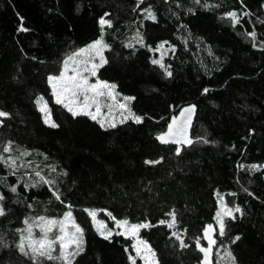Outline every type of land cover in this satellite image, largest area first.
Here are the masks:
<instances>
[{
  "label": "trees",
  "instance_id": "obj_1",
  "mask_svg": "<svg viewBox=\"0 0 264 264\" xmlns=\"http://www.w3.org/2000/svg\"><path fill=\"white\" fill-rule=\"evenodd\" d=\"M233 11L240 18L235 26L226 15ZM101 17L112 25L104 26L108 63L97 77L135 98L130 107L141 123L101 128L90 117H73L55 103L47 83L70 54L100 38ZM253 31L255 39L248 35ZM165 41L171 77L151 63ZM40 96L59 127L44 123ZM189 104L198 107L193 143L177 155L176 146L161 145L156 136ZM0 110L10 114L0 117V193L6 197L0 264H34L17 248L25 219L69 210L84 229V251L74 264H132V240L105 239L85 208L97 210L109 227L115 221L109 212L150 224L140 237L159 264H200L196 245L205 244L209 223L217 230L214 264H264V0H0ZM9 142L12 151L3 152ZM7 154L25 168L12 167ZM217 194L242 210L225 219L223 236ZM170 212L173 228L159 223L171 221ZM35 264L61 263L38 258Z\"/></svg>",
  "mask_w": 264,
  "mask_h": 264
},
{
  "label": "snow or ice",
  "instance_id": "obj_2",
  "mask_svg": "<svg viewBox=\"0 0 264 264\" xmlns=\"http://www.w3.org/2000/svg\"><path fill=\"white\" fill-rule=\"evenodd\" d=\"M199 2V0H197ZM147 18L155 21V14L150 10L146 9ZM105 15H108L107 13ZM227 17L230 19L233 26L240 23V18L236 12H228ZM247 15V13H245ZM99 25L101 28L100 38L94 40L92 43L87 45L85 48H80L77 52H74L71 56L67 57L63 62V70L58 75H49L47 77V83L51 86L52 96L55 98V103L57 105H62L73 117L76 116H87L92 120L97 121L101 128L110 127L115 128V117L113 116L114 108H118L121 111L120 123H124L126 120L131 119L135 123H141L142 117L135 115L131 109L125 103L116 102V94L114 92L116 85L109 83L105 80H100L97 77V72L99 68L108 63L107 58L104 55L106 49L109 45L104 42L103 32L104 26L107 25L111 27V20L101 17L99 20ZM22 31H28V29L21 27ZM253 39H255L256 33H248ZM137 42L141 44L142 47L145 46L142 36L137 34ZM162 42L157 46L155 50H160L164 47ZM149 51L153 49L149 46ZM172 51H175L172 48ZM151 63L158 65L165 73L166 76L171 77L172 72L170 71V65H165L163 63V54L160 59H152ZM71 73V74H69ZM91 77H97L95 82H91ZM205 92L208 90L205 89ZM108 97L113 101L112 105H108V112L106 114L102 113V106L98 102L100 97ZM134 97H124L125 101L133 100ZM36 104L39 111L43 114L44 123L52 128H57L59 125L52 119L51 109L48 107V102L44 100L42 96L37 97ZM195 105H189L184 108L179 117H173L171 123L167 126V131L162 132L157 139L162 144H174V145H191L193 143L192 139L188 135V129L191 125L192 116L195 112ZM95 109L94 111L92 109ZM125 112L127 113L125 115ZM8 112L0 110V117H9ZM103 116L102 119L98 117ZM3 125V120L0 119V126ZM206 142V141H205ZM12 151L11 142H9L3 148V152L10 153ZM181 149L176 147L175 152L179 155ZM26 153H21L25 155ZM0 159H4L0 157ZM146 164L155 165L160 163L159 160H146ZM12 166H15V160L11 162ZM253 169H257L261 166L252 165ZM36 175L40 177V180L45 184H51V181L45 180L40 173L37 172ZM34 186V185H33ZM9 190L12 193H16L17 189L15 186H9ZM247 191V189H245ZM53 195L56 199H60V196L54 192ZM219 196V194H217ZM235 195V193H232ZM6 199L3 193H0V216L6 215L5 207L3 201ZM220 210L216 212L215 219L219 224V234L224 235L225 232V222L224 217L229 219H236L234 212H241L242 210L236 206L235 208L229 207L227 203L224 202L223 197H219ZM71 205H69V209ZM84 212L88 214L91 218L92 223L96 226V230L105 239H110L112 236V231L107 229L103 221L97 219V210L95 209H83ZM168 215L172 217L171 221L160 220L161 225L167 224L168 228H173L176 224V217L174 212H170ZM108 216L115 220L117 227L121 228L123 231L118 233L119 235L131 237L135 242L132 244V248L135 250L136 256H140L143 259L144 264H159L156 259V252L151 248L148 242L142 239L139 235L140 230L143 228L151 227L148 223H138L130 224L127 219L119 220L112 216V213H108ZM24 224L27 228L22 230L20 240L17 244V248L20 254L28 256L30 259L35 261L38 258H46L49 261L54 259L60 260L61 264H74L75 258L84 251L83 248V234L84 229L75 221L73 213L71 210L66 211L63 218L57 220L55 218H47L40 216L36 218L34 223H29L25 219ZM34 228H39L40 236L36 237L33 233ZM55 230V231H54ZM213 225L209 223L204 228V238L208 241V246L203 247L197 241V247L199 251L203 253L204 259L203 264H210V254L212 252V247L216 243L215 239L212 237ZM175 236L176 233L173 232ZM177 239H180L177 236ZM239 239V237H236ZM59 249L58 256H53V253L57 251V246ZM181 246L186 247L187 245L181 241ZM231 252L228 256L231 257ZM128 259L132 261V264H136V257L129 256Z\"/></svg>",
  "mask_w": 264,
  "mask_h": 264
},
{
  "label": "rangeland",
  "instance_id": "obj_3",
  "mask_svg": "<svg viewBox=\"0 0 264 264\" xmlns=\"http://www.w3.org/2000/svg\"><path fill=\"white\" fill-rule=\"evenodd\" d=\"M137 39H138V37H137ZM171 49V47H163L162 49H160V50H158V52H159V59L161 58V55L163 54V58L166 56V53L169 51ZM107 50V49H106ZM106 50H105V52H106ZM78 51V50H77ZM77 51H75V52H77ZM105 52H104V55H105ZM74 53V52H73ZM72 53V54H73ZM72 54H70L69 56H71ZM68 56V57H69ZM64 66V65H63ZM62 70H63V68H62ZM69 74H71V73H69ZM96 78L97 77H91L90 79H91V82H95V80H96ZM114 92L116 93V94H118L117 96H116V102L117 103H125V104H127V106L131 109V107H130V104H131V101L132 100H129V101H125L124 100V97L123 96H121L118 92H117V90H116V88H115V90H114ZM54 100H55V98H54ZM98 102L101 104V106H102V113L103 114H106L107 112H108V105H112L113 104V101H111L108 97H100L99 98V100H98ZM49 107V106H48ZM93 111L95 110L94 108L92 109ZM121 111L122 110H120V109H118V108H114V111H113V116L115 117V123H116V125H118V124H120V118H121ZM131 111H132V109H131ZM133 112V111H132ZM127 113L125 112V115H126ZM103 118V116H101V117H98V119H102ZM127 121V120H126ZM106 128H110V127H106ZM5 160L12 166V164H11V162H12V160H15V166L14 167H24L25 168V165L23 164V162L20 160V158H18V157H15V156H13V155H11V154H7V156H6V158H5ZM13 167V166H12ZM16 169V168H15ZM220 197V196H219ZM219 197H218V207H219V210H220V202H219ZM223 197V200H224V202L225 203H227L228 205H229V207H233V208H235V206L231 203V201L229 200V198H227V197H225V196H222ZM236 212H234V214H235ZM64 215V214H63ZM63 215L61 216V217H56L55 219H57V220H59V219H61V218H63ZM47 218H50V217H47ZM227 217H224V221H225V219H226ZM97 219L98 220H100V221H103L104 222V224L106 225V227H107V229H110L111 231H112V236L114 235V234H118V233H120L121 231H123L121 228H119V227H117V225H116V222L115 221H113V225H112V227H109L108 226V224L104 221V220H102L101 218H100V216H99V213H98V211H97ZM29 221V223H34L35 221H36V218H32V219H30V220H28ZM77 223V222H76ZM130 224H134V223H131V222H129ZM138 224V223H137ZM216 226H217V229L219 230V224L217 223V221H216ZM95 227V229H96V226H94ZM27 228V225H25L24 224V226H23V228L19 231V238H20V236H21V232H22V230H24V229H26ZM55 231V230H54ZM33 233H34V235L36 236V237H39L40 236V230H39V228H34L33 229ZM139 235H140V233H139ZM126 237V236H125ZM128 238H130L131 240H132V242L134 243L135 241L131 238V237H128ZM83 245H84V237H83ZM57 247V251L56 252H54L53 253V256H58V254H59V249H58V245L56 246ZM134 252H135V250H134ZM135 257H136V259H140L141 260V262H142V264H144V261H143V259H141V257L140 256H136V253H135ZM55 260H57V261H59L60 262V260H58V259H55ZM61 263V262H60Z\"/></svg>",
  "mask_w": 264,
  "mask_h": 264
},
{
  "label": "water",
  "instance_id": "obj_4",
  "mask_svg": "<svg viewBox=\"0 0 264 264\" xmlns=\"http://www.w3.org/2000/svg\"><path fill=\"white\" fill-rule=\"evenodd\" d=\"M189 105H195V104H189ZM189 105H186V106L182 107L176 115H174V116L171 117L169 123H171L173 117H179L181 111H182L184 108L188 107ZM195 106H196V105H195ZM197 113H198V107L196 106V107H195V112H194V114H193V116H192L191 125H190V127H189V129H188V135H189V137H190L191 139H192V129H193V126H194V123H195L196 117H197ZM169 123H168V124H169ZM167 126H168V125H167ZM165 131H167V127H166ZM165 131H163V132H165ZM160 134H161V133H160ZM160 134H159V135H160ZM159 135H157V136H159ZM157 136H156V139H157ZM157 140H158V139H157ZM192 141H193V140H192ZM158 142H159L161 145H174V144H171V143H169V144H162L159 140H158ZM174 146H176V147H180L181 150L183 149V147H189V145H174ZM180 152H181V151H180ZM212 225H213V229H214V231H213V233H212V237H213V239H215V241H216V243H217V240H216L217 230H216V227H215V225H214L213 223H212ZM206 226H207V225H206ZM203 239H204V243H205V244L200 243V245L203 246V247H207V246H208V241L204 238V230H203ZM216 243L213 245V247H212V252H211L210 257H209V259H210V264H214V251H215ZM197 248H198V247H197ZM198 250H199V248H198ZM199 252H200V251H199ZM200 253H201V252H200ZM201 255H202V260H201V263H200V264H203L204 255H203V253H201Z\"/></svg>",
  "mask_w": 264,
  "mask_h": 264
}]
</instances>
